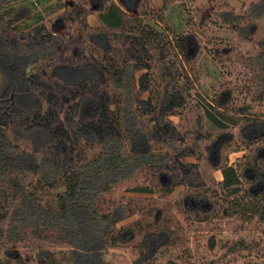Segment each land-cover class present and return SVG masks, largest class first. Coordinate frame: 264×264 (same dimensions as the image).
I'll return each instance as SVG.
<instances>
[{"label": "trees", "instance_id": "1", "mask_svg": "<svg viewBox=\"0 0 264 264\" xmlns=\"http://www.w3.org/2000/svg\"><path fill=\"white\" fill-rule=\"evenodd\" d=\"M167 1L148 8L140 0H89L99 24L83 29L88 57L74 63L56 59L70 50L45 25L65 9L62 0H0V264H25L24 256L38 264H119L105 249L138 232L123 225L134 211L111 195L130 182L129 190L143 194L181 184L169 161L181 160L183 148L165 117L184 108L196 116L191 132L202 131L203 121L218 130L205 151L220 178L217 192L182 197V212L264 222V40L242 59L240 84L223 85L207 100L191 35L164 24ZM216 15L247 37L264 17V0ZM57 84L63 90L55 92ZM135 139L146 149L135 150ZM231 145L233 160L222 153ZM140 176L148 183L137 182ZM155 221L146 223L129 264H143L175 241L173 228ZM244 244L234 246L260 248Z\"/></svg>", "mask_w": 264, "mask_h": 264}, {"label": "rangeland", "instance_id": "2", "mask_svg": "<svg viewBox=\"0 0 264 264\" xmlns=\"http://www.w3.org/2000/svg\"><path fill=\"white\" fill-rule=\"evenodd\" d=\"M140 1H143L148 8H158L161 4V0ZM255 1H167V8L163 12L164 24L176 33L191 35L189 49L197 53L195 67L207 100L217 95L223 85L231 88L232 85L240 84L241 71L244 73L245 70L242 59L254 53L264 40V17L255 22L256 28L252 34L241 37L231 27L220 23L216 13L222 10L242 13L246 11L250 3ZM62 2L65 9L60 11L55 18L51 16L50 22L45 24L46 30L60 42L61 49L67 47L70 50V54L60 51L56 59L68 58L77 63L88 57V52L81 40L82 31L85 26L99 24L98 9L89 0H62ZM61 90L63 89L60 84H57L55 92ZM225 100L230 102L232 98ZM254 107L260 108L258 105ZM61 111L62 109L57 112L59 121ZM195 117V114L188 113L186 108L179 110L175 115L165 117V121H171L173 135L178 137L177 140L183 148L180 155L181 160L175 162L174 158H171L169 161V164L173 165L170 171L181 178L180 185L174 186L169 193L153 187L151 193L143 194L129 190L128 187L133 183L130 182L131 184L118 186L111 195L113 202L127 205L134 211L132 217L127 219L123 225L132 226L138 233L136 238L129 243L108 246L104 252L107 259L119 264L134 262L140 252L141 232L147 229L146 223L153 218L156 220V227L173 228L176 238L168 247L148 254L143 264H165L168 260L185 259L196 263L264 264V249H261L264 248V222L258 223L255 220L246 222L235 216H226L221 212L205 220H197L194 217H188L181 210L180 199L182 197L188 193H215L217 192L216 182L220 178L219 170L212 165V161L209 162L206 159L207 150L205 151V145L213 142L218 130L209 122L203 121L202 131L198 129L196 134L191 132L194 129ZM203 130H206L205 135ZM192 135H199L198 137L202 135V137L195 140ZM133 147L137 151L146 149V146L138 139H135ZM233 147L231 145L222 151L223 155L230 160L238 155ZM211 159H214V156H211ZM147 180L149 179L145 180L141 176L136 179L140 183H148ZM136 224L139 225V229ZM237 241L243 242V245L244 243L258 244L260 248L250 250L248 247H236L234 244ZM55 251V255L61 258L62 253L58 252L60 249L55 248ZM23 260L25 264H38L33 256L31 260L24 256ZM7 263L16 264L13 259H9ZM60 264L68 263L63 260Z\"/></svg>", "mask_w": 264, "mask_h": 264}]
</instances>
